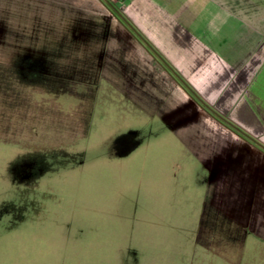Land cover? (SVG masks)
I'll return each mask as SVG.
<instances>
[{
	"label": "crops",
	"instance_id": "0c3cea01",
	"mask_svg": "<svg viewBox=\"0 0 264 264\" xmlns=\"http://www.w3.org/2000/svg\"><path fill=\"white\" fill-rule=\"evenodd\" d=\"M114 2L184 83L112 10L97 7V0H23L19 11L8 12L24 14L25 29L32 28L30 16L39 15L34 29L56 30V38L41 37L40 44L62 50L59 66L72 58L77 72L96 74L106 87L123 93L125 102L165 127L169 153L162 178L171 184L166 197L156 194L153 212L160 203L169 207L168 229L184 240V264H264V23L252 19L256 0ZM133 56L155 65L158 73L168 72L182 102L165 105L149 98L145 89L123 88ZM209 108L256 142L221 122ZM140 136L139 129L116 136L114 145L120 149L114 156L131 157L145 141ZM158 137L151 133L146 141ZM19 189L26 188L16 187L12 202L38 200L46 209L48 194L42 190L47 189L39 186L24 192L25 197ZM134 205L137 212L139 198ZM14 219L5 229L22 222Z\"/></svg>",
	"mask_w": 264,
	"mask_h": 264
},
{
	"label": "rangeland",
	"instance_id": "374dc122",
	"mask_svg": "<svg viewBox=\"0 0 264 264\" xmlns=\"http://www.w3.org/2000/svg\"><path fill=\"white\" fill-rule=\"evenodd\" d=\"M22 1L0 0V264H184V240L168 229L169 207L160 203L153 212L156 194L166 197L171 184L162 178L165 127L104 79L77 72L72 58L59 66L62 50L40 44L56 30L34 29L37 14L25 29V15L8 12ZM97 4L115 13L114 0ZM260 6L264 0H256V23H264ZM126 68L127 91L145 89L165 105L182 102L168 72L137 56ZM136 129L145 140L139 150L115 157L116 136ZM151 133L159 141L147 142ZM39 186L47 189L46 209L38 200L11 201L16 187L26 188L17 190L25 197ZM7 213L22 222L5 229L13 216ZM129 247L134 251L120 262L117 250Z\"/></svg>",
	"mask_w": 264,
	"mask_h": 264
},
{
	"label": "trees",
	"instance_id": "16d2710c",
	"mask_svg": "<svg viewBox=\"0 0 264 264\" xmlns=\"http://www.w3.org/2000/svg\"><path fill=\"white\" fill-rule=\"evenodd\" d=\"M114 11H115V14L119 17V19H121V21L122 22H125L126 24H127V26L136 34V36L143 42V43H145L146 45H147V47L162 61V63L167 67V69H169V71H171L174 75H175V77L179 80V81H181V82H183L184 83V81L179 77V75L177 74V73H175L174 71H173V69L164 61V59L148 44V42L135 30V28L125 19V17L124 16H122L117 10H115L114 9ZM185 86L191 91V93L193 94V95H195L196 97H197V95H196V93L190 88V87H188V85H186V83H185ZM201 101V100H200ZM202 102V101H201ZM203 105L205 106V107H207L206 106V104H204L203 103ZM209 110L213 113V115L217 118V119H219L221 122H223L224 124H226V125H228L229 127H231L232 129H234L236 132H238L239 134H241L242 136H244L245 138H247L248 140H250V141H253V142H256L252 137H250L247 133H245V132H243L239 127H237L235 124H233L231 121H229L227 118H225L224 116H222L221 114H219L218 112H216V111H214V110H212V109H210L209 108ZM261 145V144H260ZM261 147L264 149V146L263 145H261ZM134 250L132 249V247H129V250L128 251H124L122 248H120L119 250H117V254H118V257H119V261L120 262H124L123 260V256H124V254H128V253H130V254H132V252H133Z\"/></svg>",
	"mask_w": 264,
	"mask_h": 264
}]
</instances>
